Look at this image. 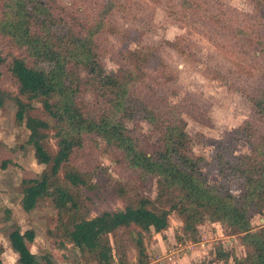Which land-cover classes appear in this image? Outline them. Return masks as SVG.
<instances>
[{"label":"trees","instance_id":"trees-1","mask_svg":"<svg viewBox=\"0 0 264 264\" xmlns=\"http://www.w3.org/2000/svg\"><path fill=\"white\" fill-rule=\"evenodd\" d=\"M157 5L186 25L201 23L225 33L229 54L235 47L252 53V73L241 77L230 63L217 60L206 67L210 75L230 80L229 89L240 91L250 104L249 115L209 158L189 151L186 130V116L206 122L204 109L189 96L173 99L172 72L161 59L159 70L152 67V44L141 45L139 56L122 47L138 37L140 28H153ZM254 14L239 12L229 0H0V107L5 102L1 83L7 81L18 91L12 100L28 130L26 141L47 167L23 188L21 206L30 211L40 199H51L59 212L60 247L67 241L99 264H126L111 237L127 229L136 237L143 263L142 230L161 232L174 216L195 233L208 217L238 236L244 254L228 253L233 264H264V225L251 223L254 215L264 214V6L257 2ZM125 23L134 28H124ZM176 41L180 55L194 58L190 39ZM107 55L116 70H104ZM33 102L41 105L43 117L31 112ZM130 121L137 129L127 126ZM141 121L151 126L148 134L138 129ZM239 141L246 143L247 153H235ZM95 148L111 156L137 192L155 178L156 198L138 195L122 209L92 217L84 213L79 189L89 182L75 164ZM33 240L31 229L9 232L20 264H42L27 245Z\"/></svg>","mask_w":264,"mask_h":264},{"label":"rangeland","instance_id":"rangeland-1","mask_svg":"<svg viewBox=\"0 0 264 264\" xmlns=\"http://www.w3.org/2000/svg\"><path fill=\"white\" fill-rule=\"evenodd\" d=\"M229 1L239 12L254 18L257 2L264 6V0ZM152 12L153 28L149 31L140 28L138 37L136 34V39L128 41L122 47L131 51L134 56H139L141 45L152 44V67L156 66L159 70L161 59L163 68L172 72V79H168V88L177 93L173 99L189 96L204 109L206 122L201 123L186 116V130L191 136L189 151L209 158L221 146L225 136L249 115L250 104L240 91L229 89L230 80L210 75L206 67L217 63V60L230 63L234 74L240 76L246 71L251 72L248 64L251 63L252 53L248 51L245 54L240 47H235V53L229 54L224 47L228 46L225 33L220 34L214 28L201 23L186 25L167 16L163 6L153 7ZM124 28L132 30L134 27L132 23H125ZM181 36L193 43L196 59L177 52L175 44ZM120 47L117 44V48ZM102 64L106 72L117 69L111 55L105 56ZM1 86L5 102L0 107V264H20L8 242V234L15 227H19L21 231L33 230L34 240L27 241V245L31 252L41 258L42 264H46L43 257H48L53 264H99L91 255L81 254L67 241H63L65 248L60 247L63 239L55 228L59 212L51 199H40L30 211L22 208L23 188L38 181L47 167L40 162L37 153L26 141L28 130L18 118L17 107L12 100L18 95L17 89L7 81L2 82ZM33 106L34 110L31 112L43 117L41 105L33 102ZM127 126L137 129V123L133 121L127 122ZM138 129L148 134L151 126L141 121ZM49 143L54 149L57 148L54 137L50 138ZM235 149V153L248 152L246 143L242 141L237 142ZM75 163L76 161L73 162ZM75 166L89 182V186L79 189L83 212L89 217L102 210L122 209L126 202H135L138 195L149 200L156 198L155 178L137 192L119 174L111 156L99 149H88L84 158ZM215 178L211 176V180L214 181ZM259 218L264 219V214H256L251 220L255 228L264 225V221ZM195 230V233L185 230L184 223L174 216H171L161 232L142 230L143 263L138 260L136 237L130 230H118L111 237V241L116 240L115 251L126 264H233L228 253L237 256L244 254L238 236L219 222L206 217L197 224ZM221 253L226 255L220 257Z\"/></svg>","mask_w":264,"mask_h":264},{"label":"crops","instance_id":"crops-1","mask_svg":"<svg viewBox=\"0 0 264 264\" xmlns=\"http://www.w3.org/2000/svg\"><path fill=\"white\" fill-rule=\"evenodd\" d=\"M259 220H260V221H264V219H263V218H259ZM251 223H252V221H251ZM252 225H253V224H252Z\"/></svg>","mask_w":264,"mask_h":264},{"label":"built area","instance_id":"built-area-1","mask_svg":"<svg viewBox=\"0 0 264 264\" xmlns=\"http://www.w3.org/2000/svg\"><path fill=\"white\" fill-rule=\"evenodd\" d=\"M188 248H191L190 246H188Z\"/></svg>","mask_w":264,"mask_h":264}]
</instances>
